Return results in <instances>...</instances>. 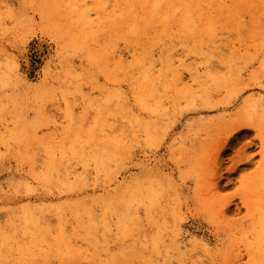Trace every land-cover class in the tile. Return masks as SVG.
<instances>
[{"label":"rangeland","instance_id":"374dc122","mask_svg":"<svg viewBox=\"0 0 264 264\" xmlns=\"http://www.w3.org/2000/svg\"><path fill=\"white\" fill-rule=\"evenodd\" d=\"M205 1L201 43L173 10L131 34L115 0H0V264H264V0Z\"/></svg>","mask_w":264,"mask_h":264},{"label":"bare ground","instance_id":"6f19581e","mask_svg":"<svg viewBox=\"0 0 264 264\" xmlns=\"http://www.w3.org/2000/svg\"><path fill=\"white\" fill-rule=\"evenodd\" d=\"M187 1H189L188 3H186ZM203 1H205V0H125L124 1V3L125 4H127V5H129V9L126 11L125 10V8H123V7H121L120 5H119V2H120V0H119V2H117V0H115V4H114V11H113V14H115L116 12H118V14L119 15H117L112 21H110V22H116L118 19H120V23H122V22H124L125 24H128V26H129V33H133V34H137V33H139V29L141 28V26H139L140 25V23H142V21H146L145 23H146V27L147 28H154V27H161V26H163L165 29L167 28V26L169 27V28H167V30L169 29L170 30V27H171V25H169V19H170V15H177L178 13H181L182 14V22H183V24H184V26L186 27V28H188V29H191V31H192V33L194 34V35H196L197 36V38H199L200 39V41H201V43H204V36L205 35H207V37H210V38H212V37H214V35H216V33H215V30H216V27H217V23L216 22H214V20H213V18H212V16H209L206 20H207V22L206 23H203V17H204V15H205V13H207L206 12V9H204L203 8ZM208 1V0H207ZM210 2H213L214 0H209ZM208 1V2H209ZM215 1H218V0H215ZM234 1V0H233ZM259 1V0H258ZM258 1L257 0H239V2H240V5H242V4H245V5H247V7H246V9L247 8H249L250 9V13H251V11H256L257 9H258V7L260 6L259 5V3H258ZM206 2V1H205ZM204 2V3H205ZM220 2H223V0H220ZM225 2V1H224ZM261 2V1H260ZM235 3H237V2H235ZM262 3V2H261ZM70 4V3H69ZM68 4V5H69ZM210 4V3H209ZM219 4V3H218ZM239 4V3H238ZM206 5H207V3H206ZM205 5V6H206ZM212 5V4H211ZM210 5V6H211ZM220 5V4H219ZM70 6H71V4H70ZM235 6V5H234ZM104 7V6H103ZM106 7V6H105ZM104 7V8H105ZM219 7V6H218ZM222 7V6H221ZM224 7V6H223ZM238 7H239V5H238ZM67 8V7H66ZM107 8V7H106ZM206 8V7H205ZM214 8V7H213ZM235 8H236V6H235ZM78 9V8H77ZM208 9V8H207ZM211 9H212V7H211ZM219 9V8H218ZM245 9V8H244ZM243 9V10H244ZM74 10H76V6H75V8H74ZM173 10V13L171 12ZM205 10V11H204ZM221 10V9H220ZM223 10V9H222ZM226 10V9H225ZM260 10V9H259ZM70 11V10H69ZM77 11V10H76ZM78 11H79V9H78ZM236 11H238V12H236V14L237 13H239V9L238 10H236ZM71 12V11H70ZM69 12V13H70ZM210 13H211V11H209ZM213 12V11H212ZM216 12H218V11H216ZM226 12V11H225ZM230 12V11H229ZM245 12V11H244ZM75 13V12H74ZM172 13V14H171ZM210 13H208V14H210ZM214 14H215V12H213ZM243 13V12H242ZM258 13H260V12H258ZM80 14V13H79ZM78 14V17L76 16V18H75V23L72 21L71 22V20L69 21L70 23H74L77 27H83L84 25H91V24H93V22L92 21H89V20H84L87 16H85L83 13H82V15H84L85 17L83 18L82 17V15H81V17H80V15ZM72 15V14H71ZM211 15V14H210ZM221 15V14H220ZM225 15V14H224ZM74 16H75V14H74ZM147 16V17H146ZM208 16V15H207ZM64 17V16H63ZM67 17V16H66ZM144 17V18H143ZM214 17V16H213ZM238 17H239V15H238ZM71 18V17H70ZM81 18H83V19H81ZM88 18V17H87ZM101 18L102 17H98L97 19H98V21H99V23H106V22H108L109 21V19L107 20H104V19H102L101 20ZM259 19H260V17H258ZM74 18H72V20H73ZM216 21H217V19H215ZM119 21V20H118ZM174 21V20H173ZM258 21V20H257ZM65 22V21H64ZM175 22V21H174ZM177 22H178V20H177ZM176 22V23H177ZM219 22H220V19H219ZM63 23V22H62ZM98 23V24H99ZM175 23V24H176ZM222 23V22H221ZM220 23V24H221ZM238 24H239V28H244V22L241 20L240 22H238ZM247 24V23H246ZM69 25V24H68ZM86 25V26H87ZM88 25V26H89ZM114 25H115V23H114ZM144 25V24H143ZM226 25H227V22H226ZM225 25V26H226ZM254 25V24H253ZM260 25V24H259ZM87 26V27H88ZM92 26V25H91ZM111 26V25H110ZM109 26V27H110ZM176 26V25H175ZM179 25H177V27H178ZM183 26V27H184ZM200 26H204V28L203 29H201L200 28ZM264 26V25H263ZM87 27H85V29L83 28V30L82 31H84L85 30V32H86V29H87ZM104 27V26H103ZM109 27H107V28H109ZM118 27V26H117ZM121 27V26H120ZM182 27V28H183ZM221 27V26H220ZM231 27V26H230ZM88 28H90V27H88ZM115 28V27H114ZM145 28V27H144ZM175 28V27H174ZM227 28V27H226ZM228 28H229V26H228ZM247 28V27H246ZM251 28V27H250ZM69 29V28H68ZM142 29V28H141ZM217 29H219V28H217ZM223 29V28H222ZM255 29V28H254ZM113 30V29H112ZM122 30V29H121ZM166 30V31H167ZM174 30V29H173ZM229 30H230V28H229ZM166 31H165V33H166ZM172 31V30H171ZM182 31V30H181ZM184 31H187V29L186 30H184ZM221 31V30H220ZM225 31H226V29H225ZM252 31V30H251ZM66 32V31H65ZM81 32V31H80ZM79 32V34H81ZM88 32V31H87ZM137 32V33H136ZM143 32H144V30H143ZM142 32V33H143ZM148 32V31H147ZM154 32V31H153ZM162 32V31H161ZM170 32V31H169ZM224 32V31H223ZM226 32H228V31H226ZM232 32H233V29H232ZM112 33V32H111ZM151 33V32H150ZM155 33H157V32H155ZM221 33V32H220ZM254 33V32H253ZM252 33V34H253ZM257 33V32H256ZM62 34H64V33H62ZM83 34H84V32H83ZM82 34V35H83ZM88 34H89V32H88ZM94 34V33H93ZM153 34V33H152ZM168 34H170V33H168ZM173 34V33H172ZM255 34V33H254ZM261 34V33H260ZM66 35H68V34H66ZM90 35V34H89ZM92 35V34H91ZM96 35V34H95ZM147 35V34H146ZM162 35V34H161ZM78 36V35H77ZM79 36H81V35H79ZM122 36V35H121ZM131 36V35H130ZM149 36V35H148ZM152 36V35H151ZM166 36V35H165ZM252 36H254V35H252ZM258 36V35H257ZM256 36V37H257ZM62 37H63V35H62ZM82 37V36H81ZM93 37V36H92ZM117 37V36H116ZM141 37H142V35H141ZM146 37V36H145ZM144 37V38H145ZM157 37V36H156ZM181 37V36H180ZM193 37V36H192ZM218 37V36H217ZM69 38V37H68ZM79 38V37H78ZM88 39H89V36L87 37ZM119 38H121V37H119ZM122 38H123V36H122ZM158 38V37H157ZM156 38V39H157ZM174 38H176V37H174ZM70 39V38H69ZM69 39H68V41H69ZM86 39V38H85ZM148 39V38H147ZM182 39V38H181ZM194 39H196V38H194ZM198 39V40H199ZM255 39H257V38H254V40ZM264 39V38H263ZM263 39L261 40V41H263ZM73 40V39H72ZM87 40V39H86ZM127 40V39H126ZM145 40V39H144ZM208 40V39H207ZM213 40V39H212ZM216 40V39H215ZM70 41H71V39H70ZM75 41V40H74ZM76 41H78V40H76ZM98 41V40H97ZM123 41V40H122ZM130 41V40H129ZM128 41V42H129ZM158 42H159V40H157ZM82 42V41H81ZM80 42V43H81ZM90 42V41H89ZM125 42V41H124ZM127 42V43H128ZM141 42V41H140ZM145 42V41H144ZM158 42H157V44H158ZM163 42V41H162ZM169 42V41H168ZM198 42V41H197ZM68 43V42H67ZM85 43H86V41H85ZM98 43V42H97ZM131 43V42H130ZM129 43V44H130ZM133 43V42H132ZM137 43H138V41L137 42H135V45L137 46ZM165 42H163V44H164ZM195 43H196V41H195ZM199 43V42H198ZM198 43H196V44H198ZM263 43H264V41H263ZM83 44H84V42H83ZM141 45H142V43H140ZM140 44L138 43V46H140ZM195 44V45H196ZM208 44V43H207ZM126 45H128V44H126ZM154 45V44H153ZM209 45V44H208ZM66 46V45H65ZM69 46V45H68ZM82 46V45H81ZM80 46V47H81ZM84 46V45H83ZM129 46V45H128ZM131 46H134L133 44H131ZM157 46V45H156ZM155 46V47H156ZM221 46H223V45H221ZM259 46V45H258ZM70 47V46H69ZM79 47V48H80ZM203 47V46H202ZM224 47V46H223ZM71 48H72V46H71ZM79 48H76V49H79ZM82 48V47H81ZM141 48H143L142 46H141ZM140 48V50L142 51V49ZM147 48V47H146ZM153 48V47H152ZM207 48V47H206ZM165 49V48H164ZM81 50V49H80ZM138 50V49H137ZM88 51V50H87ZM106 51V50H105ZM142 52H145V51H142ZM113 53L115 54V53H117L116 51H113ZM152 54H153V52H151ZM202 53V52H201ZM200 53V54H201ZM119 54V53H118ZM117 54V56L119 57V62H121L122 60H123V56H119ZM142 54H144V53H142ZM147 54V53H146ZM146 54H144V56L143 57H145V55ZM103 55V54H102ZM95 56V55H94ZM93 56V57H94ZM101 56V55H100ZM104 56V55H103ZM108 56H110V55H108ZM147 57H148V55H146ZM115 57V56H114ZM118 57H116V58H118ZM95 58V57H94ZM115 58V59H116ZM142 58V57H141ZM141 58H139V55H138V60L139 59H141ZM149 58V57H148ZM212 58V57H211ZM144 59V58H143ZM147 58L145 57V59L144 60H146ZM105 60H109V59H105ZM111 60V59H110ZM124 60H125V58H124ZM150 60V59H149ZM155 60V59H154ZM153 60V61H154ZM167 60V59H166ZM171 60V59H170ZM214 60V59H213ZM147 61H148V59H147ZM173 61V60H172ZM172 61H170V63H172ZM216 61V60H215ZM116 62H118V60H116ZM123 62V61H122ZM139 62H142V61H139ZM144 62V64H145V61H143ZM142 62V63H143ZM151 62H152V59H151ZM155 62V61H154ZM154 62H153V64H154ZM168 62H169V60H168ZM208 62V61H207ZM221 62H223V61H221ZM219 63V62H218ZM140 64V63H139ZM151 64V63H150ZM212 64V63H211ZM225 63H223L222 65H224ZM122 65V64H121ZM125 65V63L122 65V66H124ZM161 65H162V63H161ZM167 65V64H166ZM172 65V64H171ZM174 65V64H173ZM234 65V64H233ZM122 66H121V68H122ZM141 66V65H140ZM154 66V65H153ZM175 66V65H174ZM212 66V65H211ZM225 66V65H224ZM226 66H227V64H226ZM141 67H143V65L141 66ZM171 67H173V66H171ZM232 67V66H231ZM202 68V67H201ZM124 69V68H123ZM149 69V72L150 71H153V70H151V69H153V68H151L150 69V67L148 68ZM147 69V70H148ZM175 68H173V70H174ZM139 71L141 70V69H138ZM146 70V71H147ZM171 70V69H170ZM172 70V71H173ZM205 70H207V67H205L204 69H196L194 72L192 71V70H190V76H191V82L193 83V86H196V85H198V79L202 76V74L203 73H201V71H204L205 72ZM210 70H212V69H210ZM210 70H208V72L210 71ZM137 71V70H136ZM145 71V74L147 73ZM171 71V72H172ZM177 71V70H176ZM170 72V71H169ZM210 72H212V71H210ZM127 73V72H126ZM130 73V72H129ZM143 73H144V71H143ZM164 73H166L165 71H164ZM176 73V72H175ZM154 74V73H153ZM153 74H151V75H153ZM156 74V73H155ZM177 74H178V72H177ZM175 75L174 74V76H173V78L175 77V79H173L176 83L178 82V84H180V82H182L183 81V76L181 77L180 76V74H178V75ZM125 76H126V74H124ZM130 75V74H129ZM133 75H135V73H133ZM151 75H149L148 76V74L146 75V76H148V79H146L147 81H149V79L151 80V78H153ZM128 77V76H127ZM164 77V78H163ZM168 77V76H167ZM189 78V77H188ZM154 79V78H153ZM152 79V80H153ZM161 79H165V76H161ZM152 80H151V82H152ZM155 81L157 80L158 81V78H155L154 79ZM153 80V81H154ZM167 80V79H166ZM172 80V79H171ZM170 80V81H171ZM146 81V82H147ZM155 81H154V83H155ZM157 81H156V83H157ZM160 81V80H159ZM164 81V80H163ZM174 81H172V83H174ZM145 82V83H146ZM162 81H160V83H161ZM144 83V82H143ZM148 83V82H147ZM152 83V84H150V83H148L147 85H148V88H147V91L149 92V94L151 93L152 94V96H150V98L151 97H153V99H157V96L158 95H156V93L154 94V92H155V87H154V85H156L157 86V84L155 83ZM160 83L158 82V84L160 85ZM166 83V82H165ZM172 83L170 84V86L172 85ZM176 83H174V85L176 84ZM134 84V83H133ZM132 84V85H133ZM150 84V85H149ZM163 84V83H162ZM181 84H184V82H182ZM141 85V84H140ZM139 85V83H138V87L140 86ZM177 85V84H176ZM175 85V86H176ZM164 86V85H163ZM170 86H169V88H170ZM134 87V86H133ZM135 88H136V86H135ZM140 88H141V86H140ZM161 88V87H160ZM169 88L167 89V85H166V89L167 90H169ZM172 88V87H171ZM170 88V89H171ZM173 88H174V86H173ZM184 88V87H183ZM138 90V89H137ZM145 90V89H144ZM166 90V91H167ZM146 91V90H145ZM146 91V92H147ZM145 92V93H146ZM138 93V92H137ZM198 93V92H197ZM150 94V95H151ZM153 95H156L155 97L153 96ZM144 96V95H143ZM161 96V95H160ZM162 96H164V94L162 95ZM167 96V95H166ZM166 96H164V98L166 97ZM140 97H141V95H140ZM148 97V96H147ZM123 98H124V96H123ZM122 98V99H123ZM143 98V97H142ZM141 98V99H142ZM149 98V97H148ZM147 98V99H148ZM159 98V97H158ZM121 99V100H122ZM146 99V98H145ZM147 99L145 100L146 102H149V100H151V99H149L148 101H147ZM153 99H152V101H153ZM126 100H128V99H126ZM126 100H122L121 102H124V101H126ZM143 100V99H142ZM151 101V102H152ZM142 102V101H141ZM145 102V108H146V104H148V103H146ZM150 102V103H151ZM149 103V104H150ZM121 104H123V103H121ZM156 104V103H155ZM124 106V105H123ZM122 106V107H123ZM149 106V108H150V105H148ZM143 109V108H142ZM147 109H148V107H147ZM150 110V109H149ZM148 110V111H149ZM151 111V110H150ZM146 113H148V112H146ZM142 123V122H141ZM140 124V123H139ZM123 138V140L125 139L124 137H122ZM127 139V138H126ZM121 140V139H120ZM122 140V141H123ZM116 142V141H115ZM118 142H120L119 140H118ZM125 142V141H124ZM114 143V142H113ZM117 143V142H116ZM119 144V143H118ZM123 144V143H122ZM123 146H126V144L125 145H123ZM121 148H123L122 146H121ZM66 156V155H65ZM49 157H50V155H49ZM52 157V156H51ZM67 157V156H66ZM52 166V165H51ZM55 168V167H54ZM54 173V172H53ZM260 220H261V218H260ZM263 220V219H262ZM262 223V222H261ZM263 225H264V223H263Z\"/></svg>","mask_w":264,"mask_h":264},{"label":"snow or ice","instance_id":"6c2138e0","mask_svg":"<svg viewBox=\"0 0 264 264\" xmlns=\"http://www.w3.org/2000/svg\"><path fill=\"white\" fill-rule=\"evenodd\" d=\"M262 155H264V149H262Z\"/></svg>","mask_w":264,"mask_h":264}]
</instances>
